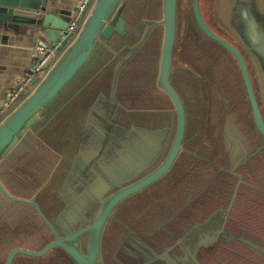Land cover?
I'll return each instance as SVG.
<instances>
[{
    "label": "flooded vegetation",
    "instance_id": "obj_1",
    "mask_svg": "<svg viewBox=\"0 0 264 264\" xmlns=\"http://www.w3.org/2000/svg\"><path fill=\"white\" fill-rule=\"evenodd\" d=\"M179 1H177L176 33L172 49L173 70L169 79L181 98L186 113L183 150L168 171L170 172L176 165L174 168L176 172H173L172 178L158 184L159 180L124 201V204L139 205L140 199L147 193L153 197L152 206L158 207L157 213L150 215L147 211L151 209L146 211L144 216L147 215L145 217L147 223L145 222L142 227L145 231L139 230L142 221H136L137 216L141 218L144 216L135 215V220H132L129 216L130 211L123 210L125 206H118L119 208L117 207L116 212L110 217L109 221H116L118 225L116 232L118 241H122V247L133 245L132 263L127 257L129 254L126 249L120 248L118 244L114 250L117 253L114 261L116 264H169L167 260H170L171 263L178 264V258L183 254V250L180 247L173 249L169 246L180 236L182 237L187 229L206 221L212 212L222 211L230 206L227 218L215 221L222 223L226 231L238 234L244 242L224 243V249L217 247L210 253L200 247L199 251L202 255L200 258L196 257L198 264H264V253L256 251L251 246L255 244L264 249V138L259 134L260 137L254 128L252 111L246 90L243 89L245 87L237 62L219 43L207 37L199 29L192 14L191 0L190 4L187 0L186 7L190 8L187 13L180 11ZM208 1L199 0V9L204 22L212 32L240 51L234 41L228 37V31L222 24L212 23L209 20ZM124 10L126 35L120 37L115 33L110 37L115 36L116 44L120 42L118 47L140 38L141 30L144 29L142 18L149 17L158 21L162 15L161 0H155L154 3L153 0H127L123 12ZM131 17L136 18L137 21L129 25L128 20L130 21ZM149 36L147 46L149 50L157 53L153 71L142 70L143 66H137L136 63L129 61L120 73L118 89L123 94L121 99L128 101L127 103L131 101L132 107L140 110L141 115L144 116V113L149 115L152 124L156 112L174 108L170 98L161 90L157 78L162 27L155 26ZM240 53L248 66L243 52ZM127 65L129 67L123 73ZM249 76L252 78L250 70ZM251 82L254 92H258L254 86L255 82L252 79ZM256 100L262 113L259 99ZM262 116L264 119L263 113ZM248 128L250 130L253 128L256 133L250 135ZM187 152L191 154L190 166L184 168L181 166L183 160L185 161L182 155ZM29 162L30 164L26 165ZM46 165L51 166L52 163L41 148L40 151L38 149L31 151L30 156L15 167L17 172L12 176L15 178L14 183L13 186L7 187L8 192L23 199L30 198L31 189L38 187L40 181L45 180L44 175L47 176L49 172L45 170ZM181 168L187 172L182 173ZM104 171H107V168L99 169L92 177L89 176L87 187L95 188L97 185L108 183L107 173L105 174ZM176 174L179 175L175 176ZM162 188L164 191L161 196L156 191L162 192ZM37 197L38 194L36 201L44 214L54 215L61 209L60 200L52 193L43 191L41 197ZM77 203L79 206L82 205L81 200ZM21 204L30 206L27 203ZM11 208L13 204H9L5 213H17ZM36 213V209L29 210L28 207H24L23 214L2 221L4 225L0 226V234L4 231L7 240L14 238L17 245L9 250L7 245L1 247L2 252L8 250L5 260L13 248L40 250L53 239L54 234L40 216L42 220L38 221ZM30 215H32L31 220ZM162 216L165 222L161 221ZM119 219L126 224L124 228ZM109 221L105 231L111 227ZM132 236L137 238L138 242L134 243ZM45 240L48 241L44 244ZM105 240L106 238L103 237V245ZM109 240L110 238L107 239L108 243ZM156 240L164 246H158ZM147 243L152 244L153 248L149 245L147 250ZM51 251L35 258H47ZM107 253L105 249L103 252L105 264Z\"/></svg>",
    "mask_w": 264,
    "mask_h": 264
},
{
    "label": "water",
    "instance_id": "obj_2",
    "mask_svg": "<svg viewBox=\"0 0 264 264\" xmlns=\"http://www.w3.org/2000/svg\"><path fill=\"white\" fill-rule=\"evenodd\" d=\"M177 1L161 0V19L153 22L145 21L146 26L135 43L114 49L106 41L115 33L120 36L125 35L126 23L122 17L125 0H96L81 27L80 33L74 38L62 58L35 90L0 123L1 162L4 159L7 160L9 155L14 153V149L22 145L23 140L27 139L29 134L38 140L43 139L39 134L40 131H33L32 126L39 119L43 108L51 104L76 76L77 72L87 64L95 46L100 44L110 52L109 59L80 89L82 87L84 89L90 83L91 85L95 84L103 71L110 72L111 76L105 82H109L110 99L116 105H120L119 108L117 106V115H122L118 119H123L119 121L122 150L116 158L107 160L100 156L104 135L100 133L99 129L94 136L96 142L80 146L75 144L74 135L67 127L64 129L53 127L62 119L76 120L78 123L87 120V118L82 117L79 119V115L73 118L68 114L70 112L61 113L71 98L66 101L43 126V128H48L52 136V139L47 138L48 144L44 139L42 142L49 151L47 156L52 165L42 185H39L30 198L23 199L11 195L0 180V194L12 202L32 205L37 214L45 221L48 229L54 234V237L40 250L25 247L13 248L7 255L4 264H12L15 257L20 254L41 257L55 248L63 250L72 264H104L102 256L103 234L117 207L124 200L132 198L165 177L172 168L183 150L186 128V113L181 98L169 79L173 70L172 49L176 33ZM252 1L249 5L256 11L261 24L252 17L250 10V14L243 12L246 16H243L244 24L241 28L233 26L232 18L237 0L233 1L231 8L230 5L228 6L231 12L229 10L226 16L221 17L232 25L244 45V50L251 57L261 86L259 97L264 112V19L257 11L254 0ZM52 7L51 0H0V29L8 31L20 23H33L44 28L45 35L53 41L61 36L71 37V33L67 32L71 14L69 12L67 14L65 12V15L60 12L55 14ZM191 10L199 29L207 37L219 43L237 62L252 111L254 128L264 138V119L243 56L235 46L208 28L200 13L199 0H191ZM222 14L223 12H221ZM155 26L162 27L157 78L161 90L167 94L173 104L176 124L172 135L161 130L166 115L156 112L155 122L157 125L151 129L141 125L143 121L150 123V118L148 119L141 114L137 115L136 111H132V114H124L123 112H127L129 108L124 106L121 101L115 100L114 96L119 73L141 49ZM135 121H139L140 125ZM167 134H170V142L164 153L163 144L167 141ZM22 147H20V151L23 149ZM102 168H107V171L104 172L107 173L108 183L101 186L97 185L95 188H88L87 184L90 177ZM43 191L52 193L55 198L60 200L61 209L54 215L44 214L36 201V195L41 197ZM150 197V194H146L144 199ZM79 200L82 204L80 206L77 203ZM229 209L230 206L222 211L212 212L206 221L187 229L182 237L180 236L174 244L169 246L173 249L175 247L182 248L183 254L178 258V264L199 263L196 256L189 251V247L200 246L205 250V244L214 237L199 234L201 236L196 238L197 232L195 230L204 224L211 223L212 220H225L229 214ZM216 233L218 246L225 245L224 243L228 244L231 241L244 242L242 238L233 236V232L226 231L224 226ZM184 244H187L188 247H185ZM160 245L163 244L160 243ZM251 246L256 251L264 253L261 246L255 244H251ZM167 261L169 264H173L170 260Z\"/></svg>",
    "mask_w": 264,
    "mask_h": 264
},
{
    "label": "crops",
    "instance_id": "obj_3",
    "mask_svg": "<svg viewBox=\"0 0 264 264\" xmlns=\"http://www.w3.org/2000/svg\"><path fill=\"white\" fill-rule=\"evenodd\" d=\"M51 1L53 3L52 11L55 14H58L60 12L62 15H65V12L66 14L68 12L72 14L81 0ZM95 1L96 0H93V4ZM59 38H57L56 40H58ZM73 40V37H69L66 41L63 42V45L59 50L58 55L49 65L45 76L57 64L60 58H62L68 47L73 42ZM52 42L53 40L49 39L45 35V29L33 23H20L8 31L0 29V108H2L4 102L7 101L11 88L16 86L21 80L24 71L30 69L36 62V56L33 54L31 48L37 43L48 44ZM97 71L98 70H96L94 73H96ZM94 73H92L79 87L74 90L70 97H68L66 101H68L70 98L71 99L68 101L69 103L61 112L63 114H65L66 112H70L68 114L71 115V117L73 116V118L79 115V119H81L82 117L87 118V120L81 122L83 124L82 125L81 123L76 122V120L71 121L70 119H62L59 120L57 124H54L53 127L56 126L57 128L62 129L67 127L70 130L71 134L74 135L75 144L77 143L80 146L83 144L85 145L86 143L91 144L92 142H96L94 140V136L95 132L99 129L100 133L104 135L102 138L100 156L109 160L111 158H116L122 150V136L119 131V121H122L123 119H118L122 116L117 115V110L120 105H116L110 99L111 89L109 88V82H105L108 77L111 76L109 71H103L100 74V77L97 80L95 79L97 82L95 84H92L93 86L90 83L84 89L83 87L82 89H80V87L85 84L86 81ZM120 73L117 78L118 80L116 83V92L114 93L115 100L121 101L124 106L128 107L129 109H132L131 101L129 103H125V101L121 99V96H123V94L122 91L118 89ZM43 79L44 77L35 80L34 84H32L26 90L21 101L17 102V104H10L5 109L3 116L0 117V123L5 118H7L13 112V110H15L19 106V104L23 102L35 90V88L40 84ZM118 92L119 94H117ZM138 111L139 113L141 112L140 110ZM161 113H163L164 116L166 115V119L163 122L164 126H162L161 130L172 135L173 129L176 124V118L173 113V110H163V112ZM145 114L146 113H144V117H148L149 119V115ZM155 115L156 113L154 114V117ZM135 122L140 125L139 121ZM141 125L154 129L157 123L155 122V120L152 124L148 121H143ZM43 126L44 123L39 128H37L35 132L40 131L39 134L47 143L48 139H52V136L50 134V131H48V128H43ZM169 135L167 134V141H165L163 144L164 150H166L170 142ZM33 139H35L37 144L41 146V149L45 151V154L49 153V151L42 143L44 142L43 139ZM26 148H31V146H29L28 144Z\"/></svg>",
    "mask_w": 264,
    "mask_h": 264
},
{
    "label": "trees",
    "instance_id": "obj_4",
    "mask_svg": "<svg viewBox=\"0 0 264 264\" xmlns=\"http://www.w3.org/2000/svg\"><path fill=\"white\" fill-rule=\"evenodd\" d=\"M154 1L155 0H153V3H154ZM233 1L234 0H211V1L209 0L207 2L208 17H209V20L212 23H218L219 25L221 23L222 26L227 31L230 32V36H232V41H234L235 45L237 47H239L241 52H243V54L245 56V59L248 62V68L250 70V73L252 74V76H251L252 78L251 79H252L253 82H255L254 86H255V88L258 91V92H255V95L259 99V101H260L259 103L261 104V99L259 97V90H260L261 86H260V82L258 80V76L256 74L255 67H254V65L252 63L251 57L248 54V52L246 50H244V45L242 44V41L240 40L237 32H235V30L232 28V25L227 20H225V19H223L221 17V16H226L227 15V12H229V10H230V8H231V6L233 4ZM125 2L127 3V0H125ZM157 4H159V2H157ZM229 5H230V8H228ZM254 5H255L257 11L260 13L262 18L264 19V0H254ZM227 9H228V11H227ZM221 12H223L222 15H221ZM230 12H231V10H230ZM124 13H125V10L122 13V17L125 16ZM158 17H159V15H158ZM136 21H137L136 18L134 19V17H131V20L130 21L128 20V24L132 25V22L135 23ZM145 21H147V22L148 21H152L153 22L154 20H151L149 17L142 18L141 22H142L144 28L146 26V22ZM143 30L144 29L142 28L141 31L143 32ZM140 34H141V32H140ZM125 35H126V33H125ZM124 36H120V37H124ZM114 37L110 38L109 40L106 41L114 49H119V48H121L122 46H125V45H132L133 43H135L138 40V39L135 40V41L133 40V41H131L129 43H126V44L121 45L120 47H118L120 42H118L116 44V42H115L116 38H114ZM149 39H150V36H148V38L146 39V41L143 44V46L141 47V49L129 61H131L132 63L133 62L136 63L137 66H143L141 68L142 70L153 71L154 66H155V62L157 60V58H156L157 53L149 50V46H147ZM110 56H111V54L106 48H104L103 46L97 44L95 46L93 54L91 55L89 61L87 62V64L85 66H83L77 72L76 76L65 86V88L62 90V92L59 94V96L51 104H49V105H47V106H45L43 108L39 119L32 126L33 131L37 130V128H39L43 123H45L61 107V105L68 99V97H70V95L74 92V90L77 87H79L92 73H94L96 70H98L100 68V66L109 59ZM128 67H129V65H127L125 67V69L123 70V73L125 72V70ZM118 87H119V82H118ZM243 89L245 91V88H243ZM244 98H245V100L247 102L245 93H244ZM261 106H262V104H261ZM262 113L264 115L263 111H262ZM248 130L250 131V135H252L253 133H256V132H254L253 128H252V130H250L248 128ZM258 135H259V133H258ZM33 138L34 137L29 134L27 139L23 140L22 145H19L16 149H14V153H11L9 155V157L7 158V160L4 159V160H2L0 162V180L5 185L6 188L9 185H12L14 183V179L15 178H13L12 176L16 175L15 172H17V168H15V167L18 166L22 161H24L26 159V157H29L31 151H34L35 149H38L40 151L41 146L39 147V144H37L36 140L33 139ZM186 141H187V139H185V142ZM28 144H29V146H31V148H26V146H28ZM24 145H25V147H22ZM20 147L23 148L21 150V152H20ZM16 150H17V152H15ZM189 155H191V154H189V152H187V153L182 155L185 158V161L183 160V163L181 164V166L184 167V168H188L190 166V164H189L190 163L189 162ZM29 164H30V162L27 163L26 165H29ZM50 167H51L50 165H46L45 166V170L49 171ZM181 169H182L181 170L182 173L187 172V171L183 170V168H181ZM177 175H179V174H176L175 176H177ZM44 176L46 177V175H44ZM44 176H42V177H44ZM41 180H42V178H41ZM43 180L40 181V183L38 185L42 184ZM38 187H36L34 189H31V195H33V193L36 191V189ZM7 190L9 191L8 188H7ZM163 191H164V189L162 190L161 196L163 194ZM161 196H160V198H161ZM3 198L4 197L0 194V226L4 225V223H2V221H4L5 219L10 218V220H11V218H16L18 215L23 214L24 207H28L29 210L30 209H35L32 205H30V206L28 205L27 206V205H24V204H21V203H16L15 204L14 202H12V201H10L8 199H5V198L3 199ZM129 199H131V198H129ZM124 201L122 202L123 204H124ZM152 202H153V197H150L148 199H144V197H143V198L140 199L139 205L131 203V205L128 208L124 207L123 210H125V211L129 210L130 211L129 212V216L131 217L132 220H135V218H134L135 215L136 216L137 215H141V216L145 215L148 206ZM9 204L10 205L13 204V208H11V209L13 210V212H17V213H13V214L11 212H10L11 214L10 213H5V209L9 208ZM36 216H37L38 221L42 220L37 213H36ZM145 217H147V215L142 217V218L137 216L136 221L137 222H139V220L142 221V223H141L142 226H141V228L139 230L145 231V229H142V227L147 223ZM31 218H32V215L29 216L30 220H31ZM161 221L162 222L166 221L163 216L161 217ZM120 223L122 224V227L124 225H126L122 220H120ZM109 226H111V227L107 228V230L104 231L105 233H104L103 237L106 238V240L104 241V245H103V239H102L103 261L105 262V258H104L103 252L106 249L107 252H108L107 253V259H106V264H116L115 261H114V257H115V254H117V253H116V251L114 252V250L117 247L116 244H118V246L120 248H122V249L125 248L126 249L127 253L129 254V255H127V257L129 259V261L132 263V254H131V252H133V245H129V247H122V241L121 240L118 241V237H117L118 233L116 232V230H117V226L118 225L116 224V221H114V222L113 221H109ZM119 226L121 227L120 224H119ZM5 234L6 233H4V231L0 234V236L3 235L2 239L0 241V248L3 247V246L4 247L8 246V250H9V248L11 249L12 247L17 246L16 243H15L16 239L12 238L10 240H7V237L5 236ZM108 238H110L109 243L107 242ZM132 239H133L134 243L138 242V239L135 238L134 236H132ZM150 240H151V238H150ZM47 241L48 240H45L44 244ZM156 242L158 243L157 244L158 246H161L160 242H158V240H156ZM146 245H147L146 246L147 250H149V248H148L149 245H150V247H152V244H148L147 243ZM134 249H136V245H134ZM1 250H2V248L0 249V264H3L8 250L6 252H2ZM134 252H135V250H134ZM13 264H72V262H71L70 258L63 252V250H61L59 248H55V249H52V251L49 253V256L47 258H35V257H29V256L20 255V256H17L15 258V261H14Z\"/></svg>",
    "mask_w": 264,
    "mask_h": 264
},
{
    "label": "built area",
    "instance_id": "obj_5",
    "mask_svg": "<svg viewBox=\"0 0 264 264\" xmlns=\"http://www.w3.org/2000/svg\"><path fill=\"white\" fill-rule=\"evenodd\" d=\"M93 5V0H81L74 12L71 14L67 32L71 33V37H75L80 33L81 27L88 16ZM68 39L67 36H61L58 40L52 43L35 44L31 50L36 56L34 65L24 71V74L19 83L12 87L8 99L4 102L3 107L0 108V117L3 116L5 109L10 104H15L22 100L26 90L34 84L35 80L45 77L49 65L53 62L61 49L63 42Z\"/></svg>",
    "mask_w": 264,
    "mask_h": 264
},
{
    "label": "rangeland",
    "instance_id": "obj_6",
    "mask_svg": "<svg viewBox=\"0 0 264 264\" xmlns=\"http://www.w3.org/2000/svg\"><path fill=\"white\" fill-rule=\"evenodd\" d=\"M211 1V0H210ZM185 2V3H184ZM184 2L182 1V0H180L179 1V4H180V11H182V13H185L186 11L188 12L189 10H190V8L187 6L186 7V5H187V0H184ZM251 2H253L252 0H237V3H236V6H235V8H234V14H233V18H232V23H233V26H235V27H239V28H241V26H242V24H244V21H243V16H246V14L245 13H243V12H249L250 10H251V13H252V17L253 18H255V20L259 23V24H261V22H260V19L258 18V16L256 15V11H254V9H253V7H250V3ZM189 4H190V0H189ZM250 4V5H249ZM251 8V9H250ZM186 12V13H187ZM249 14H250V12H249ZM229 32V31H228ZM227 34H229V38L230 39H232V36H230V32L229 33H227ZM76 37V36H75ZM74 37V38H75ZM128 101H126L125 103H127ZM17 104V103H16ZM133 109V110H132ZM132 109H129L127 112H123L124 114H132V111H136V114L137 115H139L140 113H139V111L137 110V109H135V108H133L132 107ZM21 152V151H20ZM176 167V165L174 166V168ZM174 168L170 171V172H168L167 174H166V177H163L162 179H160V181H159V183L158 184H160V183H165V182H167V180H169L170 178H172L173 177V172H176V170L174 171ZM163 180V181H162ZM172 180V179H171ZM170 180V181H171ZM174 186L175 185H173V187L172 188H174ZM164 188H162L161 190H163ZM156 193H162L160 190L159 191H156ZM148 194V193H147ZM163 195V194H162ZM152 204H153V202L149 205V207L147 208V210H149V209H151V210H149V211H147L150 215H156L155 213H157V211H156V209L158 208V207H156V205H154V206H152ZM131 204L129 203V204H120L119 205V207H121V206H125V208H128L129 206H130ZM118 207V208H119ZM42 209V208H41ZM222 227V223H220V222H217L216 223V221L215 220H212V222L211 223H209V224H204V226H201L200 228L198 227V229L197 230H195V232H197L196 233V238L198 237V236H201V235H199V234H204L205 236H213L214 238L212 239V240H209V242H207V244H205L206 246V248H205V251L207 252V253H210L211 252V250H213V249H215V248H217V247H220V248H225V245H220V246H218L217 244V239H216V235H217V231L220 229ZM207 234V235H206ZM233 234V236H235V237H238V238H240V236L238 235V234H236V233H232ZM195 242H196V240H195ZM185 245V247H188L187 246V244H184ZM192 245V244H191ZM199 247L200 246H198V247H196V246H190L189 247V251L191 252V253H193L194 254V256H196V257H198V258H200L201 257V252L199 251Z\"/></svg>",
    "mask_w": 264,
    "mask_h": 264
}]
</instances>
